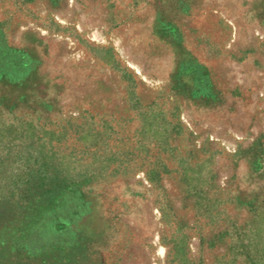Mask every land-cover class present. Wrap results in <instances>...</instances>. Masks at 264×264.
I'll list each match as a JSON object with an SVG mask.
<instances>
[{
	"label": "rangeland",
	"instance_id": "374dc122",
	"mask_svg": "<svg viewBox=\"0 0 264 264\" xmlns=\"http://www.w3.org/2000/svg\"><path fill=\"white\" fill-rule=\"evenodd\" d=\"M0 264H264V0H0Z\"/></svg>",
	"mask_w": 264,
	"mask_h": 264
}]
</instances>
